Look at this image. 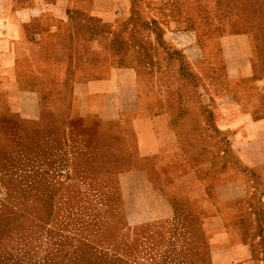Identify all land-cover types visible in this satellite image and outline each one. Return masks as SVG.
<instances>
[{
    "label": "crops",
    "instance_id": "obj_1",
    "mask_svg": "<svg viewBox=\"0 0 264 264\" xmlns=\"http://www.w3.org/2000/svg\"><path fill=\"white\" fill-rule=\"evenodd\" d=\"M133 1L0 0V137L28 136L34 145L32 138L43 132L47 152L55 143L59 152L70 154L74 145L79 152L86 147L85 142H76L77 121L86 123L96 134L99 158L94 159L116 175L131 224L198 211L202 230L208 234L211 263L246 264L250 245L234 241L241 228L234 225L235 213L229 206L261 191L263 210L253 216H264V115L255 114L260 105L235 97L229 85L198 102L204 114L205 106L213 112L207 114L227 136L232 154L229 160L223 147L216 149L222 168L202 173L192 163L193 151L186 148L190 133L179 131L176 122L190 121L197 102L174 97L180 90L176 66L158 59L159 28L164 30L169 16L152 14L146 20L141 16L142 32L147 31L142 34L141 51L148 55L140 65L113 49L112 34L135 18ZM141 2V8L148 10L144 4L150 2L164 10L182 5L179 0ZM183 4L191 6L188 1ZM179 15L174 12L170 24L178 25ZM184 19L188 37L196 40L192 19ZM148 25H156L157 31ZM236 37L242 42L249 39L247 33ZM155 41L154 60L149 63V42ZM241 52L237 72L246 78L251 75L249 57L245 49ZM221 55L226 57L223 48ZM172 82L171 87L166 84ZM181 109L188 113H183L185 119ZM214 223L220 226L218 232L209 228ZM217 235L220 244L214 243ZM218 252L222 256H214Z\"/></svg>",
    "mask_w": 264,
    "mask_h": 264
},
{
    "label": "rangeland",
    "instance_id": "obj_2",
    "mask_svg": "<svg viewBox=\"0 0 264 264\" xmlns=\"http://www.w3.org/2000/svg\"><path fill=\"white\" fill-rule=\"evenodd\" d=\"M179 1L182 5L176 10H164L162 6L158 9L151 2L144 4L149 6L148 10L141 8V0H134L132 17L135 18L128 25L118 26L112 34L113 49L140 65L148 55L141 51L142 34L147 33L145 30L142 32L141 16L144 19L152 14L157 17L159 13L169 16L164 30L159 28L158 59L162 64L176 66L180 90L173 94L174 97L182 102L188 98L197 102L192 106L196 110H191L194 114L190 121L182 122L180 119L176 122L179 131L191 135L186 148L193 151L189 153L192 163L200 166L202 173L212 174L222 168L220 154L214 151L223 147L229 160L232 154L227 147V136L207 114L209 107L205 106L204 114V106L198 102L205 97L213 98L214 89H228L229 85L230 92L240 100H256L260 107L255 114L264 115V0ZM186 1L191 6L184 5ZM174 12L181 17V22L175 26L170 24ZM189 16L191 27L198 33L196 40L188 37L189 26L184 18ZM148 29L157 31L156 25H148ZM242 33H247L249 39L242 42L236 37ZM155 48L156 41L149 42V63L154 60ZM222 48L225 49L224 58ZM242 49L249 57L251 70V75L246 78L237 72ZM225 76H233L234 79L227 81ZM166 84L171 87L173 82ZM185 112L183 109L179 112L184 119ZM210 113L213 114L212 111ZM77 123L80 137L76 142H85L86 145L81 152L74 145L70 154H62L60 147L52 142L49 145L52 144L53 149L49 148L47 152L44 136H40L43 132L32 138L34 145L28 136L21 139L9 135L7 128L8 135L0 137V149L4 152V156L0 155V175L8 170L10 174L5 182L16 180L22 189L28 188L33 195L30 206L43 217L41 222L32 223L21 218L14 234V208L4 209L7 226L6 231L0 234V264L72 263L78 258L76 249L82 244L93 254L86 255V264H212L208 234L202 230L198 211L192 216L179 211L170 218L130 223L125 215V202L116 175L110 173L109 167L101 168L99 160L94 159L99 158L94 128H88L80 120ZM51 139L49 137V141ZM12 155L15 156L13 162ZM258 193L234 201L229 206L235 213L234 225L241 228L234 241L241 239L250 245L246 264H264V216H253L263 210ZM18 207L26 208L28 204L23 200ZM237 211L240 212L239 217L236 216ZM209 228L214 232L220 230L216 223ZM214 243H221L219 235L215 236ZM214 256L222 255L218 252ZM229 258L232 259V255Z\"/></svg>",
    "mask_w": 264,
    "mask_h": 264
},
{
    "label": "trees",
    "instance_id": "obj_3",
    "mask_svg": "<svg viewBox=\"0 0 264 264\" xmlns=\"http://www.w3.org/2000/svg\"><path fill=\"white\" fill-rule=\"evenodd\" d=\"M12 161V158H11ZM13 162V161H12ZM12 171V170H11ZM10 174L9 171H5L3 174L0 175V185H1V190L3 191V197H0V234L4 233L5 227L7 226V223H5L4 220V209L7 207H13L14 208V215L12 218L13 224H12V232L15 234L18 231V225L19 222L25 219L27 223H32L33 221H42L43 218L42 215L37 214L33 209V207L30 206L31 203V198H32V193H29L30 190L28 188H21L20 185L21 183L14 180V182H5L6 176ZM18 182V183H17ZM29 187V186H26ZM0 190V191H1ZM25 200L26 203L28 204V207L22 208L18 207L20 204V201ZM25 211V212H19ZM78 258L75 259L74 262L72 263H67V264H86V255H93L92 252H90L89 247L86 245L82 244V247L79 249H76Z\"/></svg>",
    "mask_w": 264,
    "mask_h": 264
}]
</instances>
